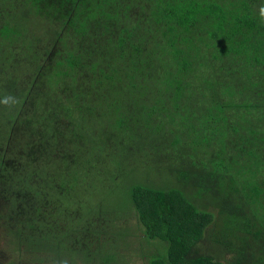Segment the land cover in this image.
Returning <instances> with one entry per match:
<instances>
[{
  "label": "trees",
  "instance_id": "1",
  "mask_svg": "<svg viewBox=\"0 0 264 264\" xmlns=\"http://www.w3.org/2000/svg\"><path fill=\"white\" fill-rule=\"evenodd\" d=\"M262 10L264 0H0L8 243L36 254L62 235L88 262L87 233L112 226L101 251L122 260L137 229L115 214L135 210L157 243L146 264H264ZM124 185L125 198H110ZM57 200L73 205L63 212L74 228L46 219Z\"/></svg>",
  "mask_w": 264,
  "mask_h": 264
},
{
  "label": "rangeland",
  "instance_id": "2",
  "mask_svg": "<svg viewBox=\"0 0 264 264\" xmlns=\"http://www.w3.org/2000/svg\"><path fill=\"white\" fill-rule=\"evenodd\" d=\"M26 68H23L22 70H25ZM65 149L67 150L68 148H65ZM126 187L128 186L124 185V186H120L116 188V190L110 194V198H116L119 196L122 198H125ZM78 192L82 194L83 191H78ZM196 199L199 201L198 202L199 204L200 200L198 198ZM57 203H60L62 208L58 209L57 212L53 211L51 213H48V215L46 216V219L48 221H51L50 224L52 226L55 225L57 228H59L61 223H59L57 220H60V219L62 220L63 218L67 217L68 223L64 222L61 225L60 227L61 232L67 230L68 228L69 229L74 228L75 223H77L78 225L79 220H77V218H73L70 216V214L64 213L66 212V209L73 207V205L66 206L65 204H63L61 200H57ZM100 204H105V202L100 203ZM7 209H8V205L4 201L3 196L1 194V190H0V216H2L3 214H7V211H6ZM73 210H75V208ZM75 212H77L80 215V218L84 217V220L87 219L85 218V215L88 213V211L84 213L81 210L80 211L76 210ZM127 215L129 217L128 218L129 223H132V227L136 228L137 230L135 231V234L129 238L130 239L129 242H131L132 247H130L127 251L123 253L124 258L122 260L118 258L116 260L110 259L108 256V252L110 250L108 249L105 250L106 246L105 248L103 247V251H101V247L103 243L106 241L107 237L113 238L111 236L112 232L109 231V229H112V226H111V227H108L106 231L104 232L101 231L102 233H98L95 231L92 232V233H98L97 237H93V234L90 235V233H87L86 235L87 240H90V241L89 242H87V240H84V241L87 242L88 244V246L86 247L88 251V255L86 256V259L89 258L88 262H86L85 260L80 261V259L76 260L75 250L69 247L66 248L64 246L66 241L62 235L59 238V240H57V242H55L56 240H52V244L45 247V249H40L39 251L40 253L37 252L36 254H32L31 249L30 251L29 249L23 246L21 247L18 246L17 247L18 249H16L15 247H13L12 245L8 243V240L11 238V233H10V230L8 229L9 227L6 224L7 219L0 217V264H63V262L65 261L67 262V264H146L144 254L151 252L153 248L157 245V243L152 242L154 243L155 246L154 245L151 246V244H149L151 240L150 241L147 240L148 237L147 235H145L144 227L138 221L137 212L135 210L129 211V212L123 211V213L116 212L115 216L118 218L117 224L119 225V229L121 228V226H123V222L120 218H123L124 216H127ZM222 223H225L224 218H222V220L220 221V224ZM220 224L215 223L212 227L209 228V231L207 232V234L212 231H215L217 227H219ZM81 227L82 225L79 228ZM73 231L74 230L67 231V234L69 233L70 235V232H73ZM74 232L78 234L82 232V230L79 229ZM60 241L63 242V244L59 245L58 242ZM54 242L56 244H54ZM120 243L124 244V241H120ZM207 246H208L207 243L203 241L202 243L197 245L195 250H197L198 252H201L202 249ZM218 247H219V251L221 252L222 250L221 243L218 244ZM218 247L217 245L212 246L211 253L220 254L218 251ZM225 249H228V248H225ZM37 255L40 257L41 260L35 257ZM32 257H34V261L30 262L29 260ZM226 258L229 259V257H226ZM74 261H76V263Z\"/></svg>",
  "mask_w": 264,
  "mask_h": 264
},
{
  "label": "clouds",
  "instance_id": "3",
  "mask_svg": "<svg viewBox=\"0 0 264 264\" xmlns=\"http://www.w3.org/2000/svg\"><path fill=\"white\" fill-rule=\"evenodd\" d=\"M262 18H264V10H262ZM9 99H14V98L6 97L4 102L7 103ZM63 264H67V262L65 261L63 262Z\"/></svg>",
  "mask_w": 264,
  "mask_h": 264
}]
</instances>
